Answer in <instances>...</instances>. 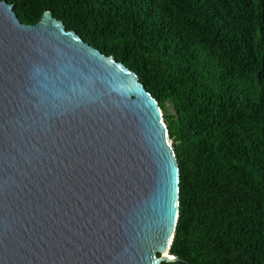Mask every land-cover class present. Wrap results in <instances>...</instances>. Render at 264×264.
<instances>
[{
    "label": "water",
    "instance_id": "95a60500",
    "mask_svg": "<svg viewBox=\"0 0 264 264\" xmlns=\"http://www.w3.org/2000/svg\"><path fill=\"white\" fill-rule=\"evenodd\" d=\"M134 72L0 0V264H161L178 164Z\"/></svg>",
    "mask_w": 264,
    "mask_h": 264
},
{
    "label": "trees",
    "instance_id": "16d2710c",
    "mask_svg": "<svg viewBox=\"0 0 264 264\" xmlns=\"http://www.w3.org/2000/svg\"><path fill=\"white\" fill-rule=\"evenodd\" d=\"M45 11L134 72L156 100L179 172L161 264H264V0H5Z\"/></svg>",
    "mask_w": 264,
    "mask_h": 264
},
{
    "label": "clouds",
    "instance_id": "9594fccd",
    "mask_svg": "<svg viewBox=\"0 0 264 264\" xmlns=\"http://www.w3.org/2000/svg\"><path fill=\"white\" fill-rule=\"evenodd\" d=\"M162 113V112H161ZM163 116V115H162ZM171 144V143H170ZM171 146V145H170Z\"/></svg>",
    "mask_w": 264,
    "mask_h": 264
},
{
    "label": "rangeland",
    "instance_id": "374dc122",
    "mask_svg": "<svg viewBox=\"0 0 264 264\" xmlns=\"http://www.w3.org/2000/svg\"><path fill=\"white\" fill-rule=\"evenodd\" d=\"M170 143H171V141H170Z\"/></svg>",
    "mask_w": 264,
    "mask_h": 264
}]
</instances>
